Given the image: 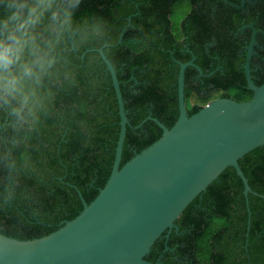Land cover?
<instances>
[{
    "label": "trees",
    "instance_id": "trees-1",
    "mask_svg": "<svg viewBox=\"0 0 264 264\" xmlns=\"http://www.w3.org/2000/svg\"><path fill=\"white\" fill-rule=\"evenodd\" d=\"M81 13L103 16L108 21L107 36L100 44L68 47L62 64L69 75L52 112L36 132L13 147L25 157V171L16 196L11 202H0V233L6 237L27 241L59 230L83 210L78 190L90 204L111 176L120 134L119 106L101 55L92 51L82 58L87 50H99L108 43L104 53L121 83L130 120L121 167L161 138L162 129L147 120L149 116L168 129L179 119V62L191 58L182 59L174 45H157L160 40L152 30L155 21L151 23L148 17H134L127 28L132 13L128 2L84 0ZM125 28L122 43L116 45ZM216 37L219 43L236 41L225 31L218 30ZM240 47L217 45L212 66L203 50L197 54V66L213 75L195 83L191 74H199L197 69H187L188 116L219 98L239 103L252 100L253 92L235 62ZM261 55L264 58V50ZM261 78L255 81L257 86L264 83V74ZM0 145L9 146L3 124ZM239 165L253 192L249 204L241 178L234 168H227L181 214L176 221L178 231L173 229L169 237L166 232L156 241L148 261L264 264V146L245 155Z\"/></svg>",
    "mask_w": 264,
    "mask_h": 264
},
{
    "label": "water",
    "instance_id": "water-1",
    "mask_svg": "<svg viewBox=\"0 0 264 264\" xmlns=\"http://www.w3.org/2000/svg\"><path fill=\"white\" fill-rule=\"evenodd\" d=\"M108 46L87 50L82 58L92 51L101 55L117 96L120 134L111 176L90 204L78 190L82 212L50 235L21 241L0 233V264H159L146 259L153 245L166 232L178 231L181 214L229 167L241 178L249 204L253 192L239 161L264 146V83H254L250 57L252 100L219 98L192 116L185 73L197 66L179 63L178 121L168 129L149 116L162 129L161 138L121 167L130 120L117 71L104 53Z\"/></svg>",
    "mask_w": 264,
    "mask_h": 264
},
{
    "label": "clouds",
    "instance_id": "clouds-1",
    "mask_svg": "<svg viewBox=\"0 0 264 264\" xmlns=\"http://www.w3.org/2000/svg\"><path fill=\"white\" fill-rule=\"evenodd\" d=\"M84 0H0V124L9 146L0 145V202L16 196L25 157L12 149L36 132L52 112L69 73L62 57L69 46L100 44L108 21L83 15Z\"/></svg>",
    "mask_w": 264,
    "mask_h": 264
},
{
    "label": "flooded vegetation",
    "instance_id": "flooded-vegetation-1",
    "mask_svg": "<svg viewBox=\"0 0 264 264\" xmlns=\"http://www.w3.org/2000/svg\"><path fill=\"white\" fill-rule=\"evenodd\" d=\"M121 1L128 2L132 9L131 15L127 18L129 22L127 28L134 17H148L151 23L155 21L152 30L156 32V37L160 40L157 45H174L182 59L191 58L185 63H179L193 62L197 66V54L203 50L209 57L208 65L212 66L217 60L214 56L217 45H240L235 62L243 72L245 80L247 81L246 66L249 57L250 74L254 83L262 79L261 76L264 74V58L261 55L264 50V0ZM127 28L120 33L116 45L122 43V37ZM218 30L225 31L236 41L219 43L216 37ZM170 53L173 55L172 52ZM197 67L194 68L197 69ZM197 71L199 74H191V80L195 83L203 77L213 75V72L206 74L202 70L201 74L198 69ZM169 235L170 233L168 237Z\"/></svg>",
    "mask_w": 264,
    "mask_h": 264
}]
</instances>
